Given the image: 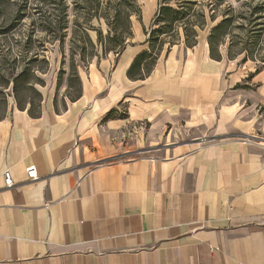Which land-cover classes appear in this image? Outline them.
Instances as JSON below:
<instances>
[{"label": "crops", "instance_id": "obj_1", "mask_svg": "<svg viewBox=\"0 0 264 264\" xmlns=\"http://www.w3.org/2000/svg\"><path fill=\"white\" fill-rule=\"evenodd\" d=\"M161 5L140 8L122 51L92 63L62 109L9 101L0 264H264V68L213 57L218 22L193 44L175 24L157 54Z\"/></svg>", "mask_w": 264, "mask_h": 264}, {"label": "rangeland", "instance_id": "obj_2", "mask_svg": "<svg viewBox=\"0 0 264 264\" xmlns=\"http://www.w3.org/2000/svg\"><path fill=\"white\" fill-rule=\"evenodd\" d=\"M148 1L0 0V28L18 24L0 33V117L13 99L42 106L44 99L56 98L62 109L64 98L71 101L83 87L92 63L122 51L132 19ZM182 1L187 2L181 10L188 27L224 22L216 35L224 41L220 51L242 71L264 68V0ZM23 72L17 98L14 78Z\"/></svg>", "mask_w": 264, "mask_h": 264}, {"label": "trees", "instance_id": "obj_3", "mask_svg": "<svg viewBox=\"0 0 264 264\" xmlns=\"http://www.w3.org/2000/svg\"><path fill=\"white\" fill-rule=\"evenodd\" d=\"M174 2L175 5L171 6L170 3ZM161 6L156 14V17L154 19V22L156 25H158L157 27L153 28L150 32V37H149V41L150 44L153 46L152 48L155 49V47H157L156 53L158 54L160 52V50H162V47L164 45V41L165 39H163L162 37L164 35H169V45H173L177 39L176 37V32H173L174 30V26L177 23H183V30L186 36V42H188L189 44H193L195 41V37L197 35V31L195 29V27H199V28H204L206 21L204 22V24H198V23H191L190 26H187V22H184L183 20L186 18V16L184 17V15L182 16V14H184L182 12V8L184 9L186 7L187 2L182 1V0H161ZM182 16V17H181ZM18 26L17 23H12L9 24L7 26H3L0 28V33H8L13 31L14 29H16ZM224 26V22H218L211 30L210 36H209V45H210V49H211V54L213 57L217 58L220 57L221 58V54L219 55V49H220V44H222L224 41L220 40L217 41L216 39V35L217 32L220 28V30L222 29V27ZM171 34H175V39L172 38V36H170ZM108 51H111V49H109ZM144 57V55H142L140 58H138L134 65L133 68H135L138 64L139 61ZM155 59V57L153 58V60ZM230 59V58H229ZM151 64V63H150ZM150 64H148L145 67V73H148L151 69ZM24 74L21 73L19 74L17 77L14 78V95L15 97L18 98L17 95V80L19 77H22ZM79 78V77H78ZM82 93V87L80 88V90L78 91L77 95H75L74 97L71 96L72 100L78 98ZM30 104V109L29 112L32 115H36L38 113L39 110V106L38 105H34L32 103V101H28ZM17 104L20 108H24L28 103H26L25 105H22L20 103V100L18 99ZM36 107H38L36 110Z\"/></svg>", "mask_w": 264, "mask_h": 264}, {"label": "built area", "instance_id": "obj_4", "mask_svg": "<svg viewBox=\"0 0 264 264\" xmlns=\"http://www.w3.org/2000/svg\"><path fill=\"white\" fill-rule=\"evenodd\" d=\"M140 127L144 128L146 126L144 124H140ZM121 138L123 140L126 138H130V134L128 132H125L124 134L121 135ZM27 175L29 179L31 180H36L38 178V173H37L35 166L32 165L27 168ZM3 177H4V183L6 187H11L14 185L13 176L10 170H5L3 173ZM217 249L218 248H213V251Z\"/></svg>", "mask_w": 264, "mask_h": 264}]
</instances>
